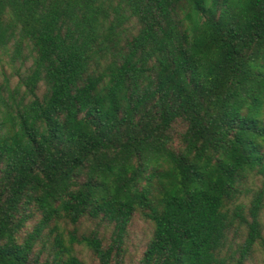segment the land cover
Masks as SVG:
<instances>
[{
    "label": "trees",
    "instance_id": "trees-1",
    "mask_svg": "<svg viewBox=\"0 0 264 264\" xmlns=\"http://www.w3.org/2000/svg\"><path fill=\"white\" fill-rule=\"evenodd\" d=\"M263 211L264 0H0V264H264Z\"/></svg>",
    "mask_w": 264,
    "mask_h": 264
},
{
    "label": "rangeland",
    "instance_id": "rangeland-1",
    "mask_svg": "<svg viewBox=\"0 0 264 264\" xmlns=\"http://www.w3.org/2000/svg\"><path fill=\"white\" fill-rule=\"evenodd\" d=\"M262 216L264 221V211ZM149 230H150L149 224L146 221H144L140 216H136L131 226V232H130L129 244H130L131 253L137 255L138 251L142 248L143 243L149 234ZM86 259L90 261L91 264H93L91 256L87 255Z\"/></svg>",
    "mask_w": 264,
    "mask_h": 264
}]
</instances>
